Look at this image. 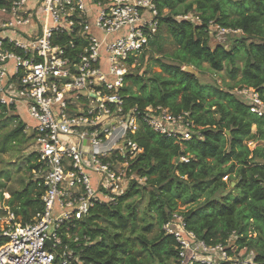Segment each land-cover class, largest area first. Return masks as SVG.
I'll return each instance as SVG.
<instances>
[{
    "label": "built area",
    "instance_id": "1",
    "mask_svg": "<svg viewBox=\"0 0 264 264\" xmlns=\"http://www.w3.org/2000/svg\"><path fill=\"white\" fill-rule=\"evenodd\" d=\"M157 1L10 0L0 6V104L31 120L19 123L33 142L39 165L33 181L43 189L42 209L31 222L21 224L7 211L0 264H83L77 223L95 205L114 203L144 183L131 166L141 153L133 140L139 128L192 137L186 112L150 106L141 116L136 108L124 112L121 89L157 32ZM238 94L251 104L250 113L264 116L255 90ZM181 217L171 216L163 229L177 243L180 264H212L215 254L245 264L229 260L227 246L198 239Z\"/></svg>",
    "mask_w": 264,
    "mask_h": 264
},
{
    "label": "trees",
    "instance_id": "2",
    "mask_svg": "<svg viewBox=\"0 0 264 264\" xmlns=\"http://www.w3.org/2000/svg\"><path fill=\"white\" fill-rule=\"evenodd\" d=\"M184 1L158 0L156 3L159 25L154 37L160 38L163 43L161 37L166 34L177 46L173 54L176 64L162 65L169 76L153 75L145 80L139 75L128 74L126 81L132 86L137 85L140 93L123 87L121 95L124 112L136 108V114L141 116L150 106L168 109L173 115L188 113V119L194 124L193 134L184 141L161 135L142 125L133 139L141 153L131 166L138 177L146 178L145 186L151 187L150 203L159 213L158 225L163 226L168 221L176 210L178 200L183 204H192L206 197L203 208L199 209L206 210V214L192 209L182 213L185 226L207 245L226 246L230 235L244 228L245 220L264 219V164L253 162L255 156L264 161V145L252 149L247 146V143L264 142V116L250 113L251 104L236 91L232 93L211 87L210 92L216 99L206 106L202 85L193 73L185 72L181 65L204 62L213 71H221L224 62L234 66L242 50L245 54L242 67H234L232 76H240L239 90H255L264 104V0H191L181 15L195 13L200 24L176 19L180 13L175 11L163 15L165 8L173 11L177 4ZM9 2L0 0V6ZM211 23L242 35L234 40L232 47L218 44L212 48L209 45ZM150 83L152 89L147 92V84L150 86ZM0 108L4 112L12 111V108L1 104ZM11 118L18 120L17 115ZM252 126H255L253 133ZM22 131L23 126L18 121L10 137L22 135ZM182 157L187 161H182ZM38 167L35 163L29 168L36 172ZM232 174L236 176L230 193L220 199H211L219 190L226 189ZM140 186L131 185L115 203L95 205L87 218L77 223L81 227L77 250L83 264H144L145 258L137 259L134 242L126 236L136 224V217L133 211L128 215L122 212V204L136 195ZM42 192L37 182L31 181L22 191L11 195L8 204L21 224L31 222L34 215L41 211ZM231 193L238 196L231 198ZM101 219L113 222L109 235L98 227L97 222ZM144 230L148 231L149 227ZM84 238L89 239L87 244ZM140 241L142 248L152 246L149 253L156 260L164 252L161 249L163 244L169 246L170 252L178 258L174 237L163 229H160L153 244L147 243L143 237ZM226 251L228 253L230 248ZM253 264H264V255H256Z\"/></svg>",
    "mask_w": 264,
    "mask_h": 264
},
{
    "label": "rangeland",
    "instance_id": "3",
    "mask_svg": "<svg viewBox=\"0 0 264 264\" xmlns=\"http://www.w3.org/2000/svg\"><path fill=\"white\" fill-rule=\"evenodd\" d=\"M237 1V0H231ZM191 0H185L183 3L177 4L173 11L169 9L163 10V15H167L172 12L180 13L176 19H180L182 16L181 13L184 10L185 5L190 3ZM230 13V12H229ZM195 13H188V19L193 24H200L199 20L196 17ZM231 17L233 16L230 13ZM209 45L214 47L215 45L221 44L226 48L232 47L234 40L240 38L238 31L233 32H223L219 31L215 25L209 26ZM163 43L160 42V38L153 37L149 40L148 44L140 51L135 59V63L131 68L130 72L134 75H139L145 80L151 78L153 75H159L162 78H167L169 74H166L163 71V64H172L175 65L176 61L173 58V54L177 50V46L172 43L171 39L163 34L161 37ZM161 50L162 52H159ZM241 53L235 61V65L231 66L230 63L224 62L223 69L221 71H213L207 63H200L195 65H186L182 64V69H187L189 72H192L198 80L199 85H202L204 89V96L206 97L205 105L212 104L216 99V96L210 92L211 87L217 88L219 90L231 91L238 93L240 89L239 79L240 76H232V71L235 68H241L243 60L245 58L244 52L240 50ZM235 67V68H234ZM130 73V74H131ZM146 89L147 92L151 91L152 83L149 84ZM124 87L131 88V91L135 93H140V89L137 85H131L127 81ZM13 115H17L18 120L11 118ZM19 119L24 122L31 123L29 117L22 111L20 112H4L0 108V227L3 226L7 211L11 210V207L8 204L11 195L15 192H20L24 187L29 184L34 179V170H30V166L36 163L35 155L33 153V142L31 139L27 138L26 135H17L10 137L11 132L16 128V123ZM252 133L255 132V126H252ZM228 134V133H226ZM264 142L247 143V146L251 149L256 146H263ZM254 163L264 164V161L259 157L253 158ZM230 163L227 164V166ZM235 174H232L231 177L227 180L226 189L219 190L211 199H220L221 197L230 193L231 186L233 187L235 183ZM227 178V177H226ZM225 178V180H226ZM146 178H143L145 182ZM141 185L138 189V193L134 195L131 199L125 201L122 204V212L124 215H128L129 212L133 211L134 216L136 217V224L133 229L127 231L126 236L129 237L135 245L134 252L137 255V259L140 261L143 260L144 264H180L179 257L176 258L170 252L169 246L162 245V251L166 253H161V258L156 260L151 257L149 253V248H142L140 244V238L143 237L147 243L150 245L153 244V240L159 235L160 229H164V225L170 220L171 216L177 215L182 216V213L187 212L188 210H198L203 208V205L206 202V197L199 199L197 203L192 204H183L182 201H177L176 210L170 215L168 221L163 225H158V211L156 207H151L150 203V192L151 187L145 186V183H139ZM145 188V189H144ZM238 195L236 193H231L230 197L235 198ZM117 201V200H116ZM115 203V202H114ZM12 211V210H11ZM206 210L200 211V214H206ZM181 217V218H182ZM184 219V217H183ZM98 227L102 229L103 233L109 235L112 231L113 222H109L106 219H101L98 222ZM148 231H145V228H148ZM244 228L240 232H235L231 234L226 246L230 248V251L226 254L229 257V260L237 263L253 264V260L256 255H264V219H249L244 221ZM80 226H76V234H80ZM79 237V236H78ZM178 251V248H176ZM220 255L215 254L212 258V264H223L226 261L220 259ZM208 257L204 256L203 260ZM194 263V262H193ZM189 264V263H188Z\"/></svg>",
    "mask_w": 264,
    "mask_h": 264
},
{
    "label": "water",
    "instance_id": "4",
    "mask_svg": "<svg viewBox=\"0 0 264 264\" xmlns=\"http://www.w3.org/2000/svg\"><path fill=\"white\" fill-rule=\"evenodd\" d=\"M185 72H189L187 69H183ZM190 73H192V72H190ZM94 97V96H93ZM94 98H96V97H94ZM232 185H234V184H232Z\"/></svg>",
    "mask_w": 264,
    "mask_h": 264
}]
</instances>
